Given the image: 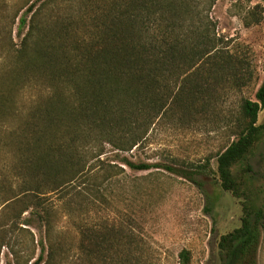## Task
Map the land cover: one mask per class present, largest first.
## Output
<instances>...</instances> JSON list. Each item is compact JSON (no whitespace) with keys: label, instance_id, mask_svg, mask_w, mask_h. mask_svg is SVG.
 <instances>
[{"label":"trees","instance_id":"1","mask_svg":"<svg viewBox=\"0 0 264 264\" xmlns=\"http://www.w3.org/2000/svg\"><path fill=\"white\" fill-rule=\"evenodd\" d=\"M214 1L34 0L21 14L8 19L0 16V133L7 135L5 145L14 148L16 171L31 179L25 193L37 196L46 189L73 197L75 183L89 180L92 199L108 202L102 192L110 188L114 169L121 167L100 160L103 145L117 153L139 148L168 109L187 107V103L174 106L185 98L179 81L211 60H226L219 56L223 50L216 48L207 15V22L201 19ZM257 16L256 22L262 12ZM16 21L19 42L15 43ZM225 66L219 64L209 71L216 76L218 70H231ZM27 89L41 93L19 111L17 101ZM263 108L264 76L254 101L241 103L236 140L216 156L220 188L241 201L242 213L239 227L215 239L211 246L217 264H257L264 200L258 201L251 189L253 171L248 159L264 137V123L257 125ZM115 157L130 171L159 168ZM92 161L96 166L89 176L86 168ZM163 168L192 179L205 174L206 164ZM39 206L37 201L34 207ZM48 216L36 212L44 239L39 241V255L26 264H51L56 258L58 248L50 240ZM80 229L86 242L100 235L102 241L95 242V247L112 248L106 236L116 233L109 228L99 233L92 227ZM126 235H132L130 229ZM6 246L0 234V249ZM81 249L88 253V248ZM98 252L105 258L100 247ZM179 256L186 264L187 253L182 251Z\"/></svg>","mask_w":264,"mask_h":264},{"label":"rangeland","instance_id":"2","mask_svg":"<svg viewBox=\"0 0 264 264\" xmlns=\"http://www.w3.org/2000/svg\"><path fill=\"white\" fill-rule=\"evenodd\" d=\"M33 1L0 0V16L8 19L21 14ZM260 12L262 18L256 22ZM206 15L211 22L208 29L215 34L216 48L223 50L219 56L226 60H211L179 81L178 87L185 98H179L177 101L181 102L174 106L187 103L188 108L168 109L139 148L117 153L109 145H103L100 160L105 165L114 162L121 167L114 169L116 175L110 181V188L102 192L107 203L92 199L89 180L75 183L73 197L46 189L37 196L25 193L27 186L32 185L31 179L22 178L16 171L19 165L14 148L5 145L7 135L0 133V234L7 244L0 249V264H26L31 257L39 255L44 228L36 212L49 215L50 240L58 248L51 264H185L179 256L182 251L188 255L186 264H217L211 246L215 239L239 227L242 213L241 201L220 188L216 156L236 140L241 103L245 99L254 101L264 76V3L215 0L208 13H201L203 22H207ZM16 25L17 21L12 31L15 43L19 42ZM219 64L229 65L231 70H218L213 75L209 70ZM242 78L244 83L240 81ZM37 93L41 92L38 89L22 92L17 101L18 110H24L27 101ZM263 123L264 108L258 114L257 125ZM116 155L136 163L156 164L159 168L130 171L120 164ZM263 157L264 137L248 159L253 171L249 181L258 201L264 200ZM205 164V174L192 179L178 177L163 168ZM93 166H96L93 161L87 164L89 176ZM37 201L40 206L34 207ZM25 208L27 211L20 215ZM80 227H92L96 233L106 227L116 233L106 236L112 243L110 250L98 246L105 258L99 257L95 247V242L102 241L101 236L86 242ZM128 229L130 237L126 235ZM81 247L88 248V253ZM256 263L264 264V229Z\"/></svg>","mask_w":264,"mask_h":264}]
</instances>
